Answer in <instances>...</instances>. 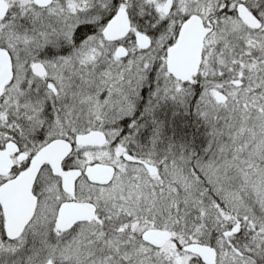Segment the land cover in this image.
Returning a JSON list of instances; mask_svg holds the SVG:
<instances>
[{
    "label": "snow or ice",
    "instance_id": "snow-or-ice-1",
    "mask_svg": "<svg viewBox=\"0 0 264 264\" xmlns=\"http://www.w3.org/2000/svg\"><path fill=\"white\" fill-rule=\"evenodd\" d=\"M0 264H264V0H0Z\"/></svg>",
    "mask_w": 264,
    "mask_h": 264
}]
</instances>
